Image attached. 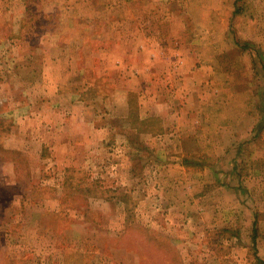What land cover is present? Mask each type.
Returning a JSON list of instances; mask_svg holds the SVG:
<instances>
[{
    "label": "rangeland",
    "instance_id": "rangeland-1",
    "mask_svg": "<svg viewBox=\"0 0 264 264\" xmlns=\"http://www.w3.org/2000/svg\"><path fill=\"white\" fill-rule=\"evenodd\" d=\"M0 264H264V0H0Z\"/></svg>",
    "mask_w": 264,
    "mask_h": 264
},
{
    "label": "crops",
    "instance_id": "crops-1",
    "mask_svg": "<svg viewBox=\"0 0 264 264\" xmlns=\"http://www.w3.org/2000/svg\"><path fill=\"white\" fill-rule=\"evenodd\" d=\"M100 17H96L95 20L99 21ZM145 43V42H143ZM62 45V44H61ZM60 45V47H61ZM59 47V48H60ZM148 45H142L141 44V49H138L140 50V52H144V51H147L148 49ZM64 49V45L60 48V51L62 52ZM65 51V50H64ZM154 51V49H153ZM153 51H150V53H154ZM157 55V54H155ZM155 55L152 54V56L154 57ZM80 61V64H78V69L76 68V66H74L71 70L72 72L68 71V68H65V67H62V65L60 66V64H57L56 62L52 61V59H50L48 62H45L43 64V67H44V74L47 72L49 75H51V71L57 69L58 67L62 70V68L65 70V72L61 75H59V82L56 84V85H65L68 84L69 80H68V77L71 75V76H75V77H78L81 75L84 76L86 73H89L92 69H95V85L101 83V80H104L105 79V76L104 74L102 75H98V72H97V68H95L93 66L92 63L88 62V61H83V60H79ZM54 63H56L55 65H53ZM120 65H121V61L118 62ZM149 67L148 69H145L147 68L146 66L148 65H144V66H134L133 70H135L137 73H139L138 77L135 75H133L135 78H137L139 80V83L142 85V86H145L143 88V92H139L138 94H134L135 96H137V99L139 100L137 105H138V114L137 116L135 117L138 121L144 123L147 127V124L148 123H153V121H158V119H164L165 118V113L170 109L173 111V108H172V104H171V96L168 95V93L164 92V90L162 89L163 86L165 85H158L154 80H156V77L159 73L158 69H157V65H159V61H156L155 60H150L149 61ZM102 65V64H101ZM105 64H103L104 66ZM101 66V69L102 67ZM181 66L180 63H177V66L173 67V65L171 64L170 69L168 68L167 71H168V76H169V81H175L177 75H176V69L179 68ZM109 66H106V67H103L106 69H110L112 70L113 68H119L117 66V64H115V66H111V68H108ZM163 67V66H162ZM154 68V69H153ZM182 68V67H180ZM100 69V67H99ZM77 70V71H76ZM154 70V71H153ZM178 70V69H177ZM114 71H118V70H114ZM103 72H104V69H103ZM130 73H134L133 71H129ZM157 72V73H156ZM113 77H108L110 78L111 81H113V83H116V79L119 80L117 78L118 75H116L114 72H111ZM46 75V74H45ZM98 75V76H97ZM63 76V80L61 79ZM46 77V76H45ZM158 78V77H157ZM64 79L67 80V82H63ZM77 79H80L79 77ZM172 79V80H171ZM36 80V79H35ZM164 81H167V80H164ZM128 83V82H126ZM147 84V85H144ZM155 90L151 88V85H155ZM153 90L154 92H149V90ZM131 90H128L127 91V94L129 95L131 92ZM59 92H55L54 93V96L57 95ZM70 94V93H69ZM68 95V94H67ZM75 94L71 93L70 96H67V97H75L74 96ZM143 95V96H142ZM142 96V97H141ZM100 95H98L96 93V88H95V102L97 103L96 105V109H97V106H98V101L97 99H100ZM141 97V98H140ZM60 99V100H59ZM72 99V98H71ZM54 100H56V105L58 104V101H61L63 100V97L60 96H55ZM53 101V99L51 100ZM82 102V101H81ZM107 102V101H105ZM115 102H110L108 101V104H113ZM103 104V103H102ZM128 105V104H126ZM109 107V106H107ZM129 109H130V113H128V109L125 108V112H123V116L124 118L127 120L129 118H132V116L135 115L136 113V110H134V107H132V103L130 104V106H128ZM95 109V110H96ZM109 111H110V108H108ZM146 109V110H145ZM126 110H127V113H126ZM110 115V114H109ZM155 119V120H154ZM95 120H100L99 116L96 114V111H95ZM179 127V126H178ZM164 128V127H163ZM129 130L133 131V132H145L141 129L140 127V130H138L136 127L135 128H128ZM67 130V129H66ZM145 130V129H144ZM104 131H107L109 133H116V132H119L116 127H115V124L114 123H111V125H107V124H104V125H96L95 124V132H104ZM181 132V130H179ZM123 132H126V129L123 130ZM179 132V133H180ZM121 137H125V135H121ZM179 137H181V133L179 134ZM104 138H102L100 141H103ZM99 141V140H97ZM96 142V141H95ZM126 143V142H125Z\"/></svg>",
    "mask_w": 264,
    "mask_h": 264
}]
</instances>
